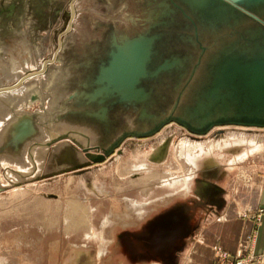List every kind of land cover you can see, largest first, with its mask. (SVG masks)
Masks as SVG:
<instances>
[{
    "label": "rangeland",
    "instance_id": "1",
    "mask_svg": "<svg viewBox=\"0 0 264 264\" xmlns=\"http://www.w3.org/2000/svg\"><path fill=\"white\" fill-rule=\"evenodd\" d=\"M230 1L261 20L224 0H0V264H165L155 242L187 248L228 196L264 194V82L235 71L264 63V0ZM143 37L122 95L105 68ZM239 213L244 246L210 264L264 260V204Z\"/></svg>",
    "mask_w": 264,
    "mask_h": 264
},
{
    "label": "crops",
    "instance_id": "2",
    "mask_svg": "<svg viewBox=\"0 0 264 264\" xmlns=\"http://www.w3.org/2000/svg\"><path fill=\"white\" fill-rule=\"evenodd\" d=\"M255 179L256 178H253L251 181ZM257 188L258 192H260L259 185ZM240 191L244 192L243 186ZM261 193L262 190L259 196H254V200H252L249 196H243V194L242 196H228L229 198H226L227 204H225V207L220 215L216 219H210L212 222L206 226L202 225L204 227L199 230L192 245H187V248H179L181 242H183L181 241L183 237L172 240L170 245L168 244L169 247L165 246L167 248L164 247L165 244H159V242L157 244L155 242L154 245H157L156 249H158L159 252L158 257L164 260L165 264L175 263L179 258V255L181 257L180 264H210L212 260L213 245L220 244L229 252H235L237 249L242 248L245 244L244 238L251 230V221L241 219L238 216L240 215L239 212L244 208H255L260 204H264V194L262 193V196H260ZM208 220L209 219L207 218V221ZM187 232L188 231H185V234ZM253 243V249L256 247V250L258 249L264 251V218L259 228L258 236ZM169 254H172L171 260L168 258ZM252 264H264V260Z\"/></svg>",
    "mask_w": 264,
    "mask_h": 264
},
{
    "label": "bare ground",
    "instance_id": "3",
    "mask_svg": "<svg viewBox=\"0 0 264 264\" xmlns=\"http://www.w3.org/2000/svg\"><path fill=\"white\" fill-rule=\"evenodd\" d=\"M224 1L229 2L232 6L238 8L243 12H246L254 19L261 20L256 16H254L253 14L249 13L248 11L244 10L240 6L236 5L232 1L230 0H224ZM148 49L149 47L147 46V41L146 39H144V37L136 40V42H134L131 45L127 53L119 49L118 52L114 55V58L110 63V67L105 68L106 72L105 74L103 73L104 75H106L105 79L108 83L107 85H109L110 88L117 89L122 93V95H126V94L128 96H130V94L133 95V93H135V91L133 90L135 81H137L141 75L145 74L144 60H146ZM172 62L176 63L178 61L173 60ZM255 64L250 65L247 68H242L238 66L237 68H235L236 74L238 73L237 71L242 73L246 69L245 71L246 73L244 74L245 83L248 84L250 86L249 88L252 90H254L257 87V84L264 82V68L260 66L259 63H255ZM169 66L170 63L168 61L167 67ZM103 88L104 90L107 89L105 87ZM5 89L8 90L11 88L9 87ZM183 181L184 183L186 182L185 178L183 179Z\"/></svg>",
    "mask_w": 264,
    "mask_h": 264
},
{
    "label": "water",
    "instance_id": "4",
    "mask_svg": "<svg viewBox=\"0 0 264 264\" xmlns=\"http://www.w3.org/2000/svg\"><path fill=\"white\" fill-rule=\"evenodd\" d=\"M256 62H262V61L258 60V61H256ZM256 62H253V63H251V64H249V65H246V66H239V67L244 68V67H247V66L253 65V64L256 63ZM262 63H263V62H262ZM263 64H264V63H263ZM261 86L263 87L262 89H264V84H262ZM263 93H264V90H263ZM255 120H256V119H255ZM251 122H253V121H251ZM256 122H258V121H256Z\"/></svg>",
    "mask_w": 264,
    "mask_h": 264
},
{
    "label": "built area",
    "instance_id": "5",
    "mask_svg": "<svg viewBox=\"0 0 264 264\" xmlns=\"http://www.w3.org/2000/svg\"><path fill=\"white\" fill-rule=\"evenodd\" d=\"M248 261H249V260H248ZM248 261H246V263L242 262L241 264H247V263H248Z\"/></svg>",
    "mask_w": 264,
    "mask_h": 264
}]
</instances>
